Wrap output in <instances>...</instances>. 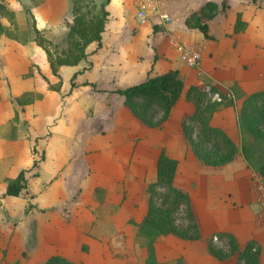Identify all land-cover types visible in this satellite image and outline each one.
Masks as SVG:
<instances>
[{
  "label": "rangeland",
  "instance_id": "rangeland-1",
  "mask_svg": "<svg viewBox=\"0 0 264 264\" xmlns=\"http://www.w3.org/2000/svg\"><path fill=\"white\" fill-rule=\"evenodd\" d=\"M41 1L8 0L17 14L12 21L1 19L7 31L0 35V264H13L15 261L32 264L53 254L80 264H147L142 249L145 239L138 230V223L147 208L146 186L155 179L152 154L143 140L146 125L141 122L136 125L135 144L127 157L123 156L124 149L113 155L111 161L114 164L110 162L113 172L106 170L108 153L102 154L105 163L101 167L91 163L95 158L92 151L90 156L82 154L88 153L84 149L104 147L114 142L112 138H105L109 126L100 111L102 106L94 104L98 115L80 117L82 108L76 104L81 105L80 100L68 99L71 105L65 109L63 97L67 94L59 92V89L62 85L64 91L83 86L82 82L95 74L101 79V86L110 88L113 84L102 80L99 72L102 65L96 62L92 71L84 73L91 68L88 59L82 63L81 71L74 72V77V73L70 74L74 66L64 67L61 77L52 74L49 56L34 41L33 9ZM102 1L83 0L81 12L88 18L93 17ZM193 5L194 2L192 6L188 5V9ZM226 9L218 12H226ZM61 14L59 18L63 17L59 21L62 22L56 25L49 23L47 33L41 32L52 39L48 46L52 60L63 55L70 45L67 29L63 28L66 20L71 19L70 7L67 13ZM247 14L251 15L249 8ZM53 15L56 21L57 14ZM179 15L180 18L189 17L191 25L207 22L213 31L219 27L215 21L217 18L221 23L224 21L221 14L215 15L216 19L215 16L205 18L200 8ZM131 21L124 24L122 42L115 50L113 66L123 67L125 63L132 62L128 56L134 51L133 43L129 42L134 35L130 34ZM178 21L181 23L180 19ZM191 25H186L184 20L182 29L190 33L199 31ZM181 34L187 36L183 32ZM137 38L136 44L142 49L146 46V38ZM95 51L91 49L90 54ZM71 82L76 85L71 87ZM207 84L205 82L204 86ZM56 85L60 87L58 90L50 88ZM19 98L29 102L22 104ZM83 103H87L86 99ZM61 106L64 109L62 114ZM159 119V114L154 115L155 122ZM132 128L131 124L127 127L129 130ZM158 146V141H154L152 147L156 151ZM255 150L257 162H263L264 143L255 144ZM34 160L37 165L31 167ZM21 168H30L26 172L27 187L16 197H1L7 179L14 177ZM189 219L184 206H179L172 214L173 225L178 232H187L191 223ZM192 232L188 230L189 234ZM221 242L226 243L225 240ZM218 246L223 252H228V245ZM163 264L176 263L169 261Z\"/></svg>",
  "mask_w": 264,
  "mask_h": 264
},
{
  "label": "crops",
  "instance_id": "crops-1",
  "mask_svg": "<svg viewBox=\"0 0 264 264\" xmlns=\"http://www.w3.org/2000/svg\"><path fill=\"white\" fill-rule=\"evenodd\" d=\"M163 1L165 9L172 18L171 22L163 25L151 20L145 25H139L134 20V7L129 0H110L106 6L109 15L101 34V47L90 54L96 44L93 42L87 46L88 55L85 59L91 61V68L83 72L92 71L95 68L94 62L101 64L100 77L113 85L110 88L101 86L99 83L101 79L96 74L86 81L95 87L80 85L64 91L62 85L59 92L67 94L63 97V106L66 109L71 105L68 99L80 100L81 105L76 104L82 108L79 115L83 118H91L99 114L98 110L94 109L95 103L102 106L100 111L109 126L105 138H112L114 142L104 147L92 146L94 149H84L89 154H82L90 156L92 151L91 155L95 158L91 159V163L101 167V164L105 163L102 154L108 153L106 170L113 172L110 165V162L114 164L111 161L113 155L124 149L123 156H128L135 144L136 125L140 123L124 105L123 97L113 91L139 83L148 76L161 74L169 69H178L184 83L183 93L160 127L146 126L143 140L152 154L154 177L155 161L160 148H163L169 157L177 160L174 184L189 194L200 237L183 239L173 234L159 236L154 243L156 261L158 264L169 261L176 264H237V253L219 259L208 251V239L219 232H229L240 246L248 240L255 241L260 246L259 264H264V232L258 223L259 206L251 182V174L255 170L241 155L220 166L201 164L187 147L181 129L183 119L195 110L194 104L188 101L184 94L190 85L203 87L205 82H208L223 92L228 91L231 85H236L244 95L264 89V0H256L255 3L251 0L250 4L244 0H227L226 12L216 14V16L221 14L224 21L221 23L215 16L217 26L219 25L218 30L213 31L212 26H209L212 39L204 38L199 31L191 33L184 31L182 28L186 17L180 18L179 14L201 9L200 6L207 1L220 5L221 0ZM66 2L65 0L41 1L33 9L36 28L46 34L49 23L56 25L62 22L59 19L63 16L59 18V14L66 9L61 14L64 15L70 7V0L67 5ZM193 2V7L188 9V5L192 6ZM247 8L251 11V15L247 14ZM236 12H241L242 19L247 22L246 29L240 33L232 31ZM55 13L58 18L56 21L53 15ZM127 20L133 21H131L130 34L134 35L129 42L133 43L134 51L128 54L132 62L125 63L123 67H116L112 65L116 61L115 50L122 42L124 24H127ZM175 25L177 27H174ZM63 26L66 29L65 25ZM181 32L187 36L183 37ZM139 36L146 38V46L141 47L142 49L136 44ZM176 38L187 40L186 42L202 43L205 46L204 58L198 69H189L182 63L173 47V40ZM85 59L74 66L71 75L82 70L81 65ZM64 67L73 66L61 67V76ZM139 78L143 79L137 81ZM81 88H84L83 92ZM84 99L87 103H83ZM242 100L243 98L236 100L234 106L218 109L210 119V124L221 128L236 146L241 145L237 113ZM63 106L60 114L64 112ZM129 124L133 126L130 130L127 129ZM156 140L159 143L157 151L156 146L152 147ZM97 157H101V160Z\"/></svg>",
  "mask_w": 264,
  "mask_h": 264
},
{
  "label": "trees",
  "instance_id": "trees-1",
  "mask_svg": "<svg viewBox=\"0 0 264 264\" xmlns=\"http://www.w3.org/2000/svg\"><path fill=\"white\" fill-rule=\"evenodd\" d=\"M82 1L71 0V19H67L64 23L70 45L63 55L56 56L54 60L50 58L48 50L51 40L46 38L34 25V41L45 51L47 57L49 56V66L55 76L61 77V67L75 66L85 59L88 55L86 48L90 43L95 42V50L101 47V34L109 15L106 6L110 0L100 2L98 11L91 18L81 12ZM227 6V0H222L220 5L207 1L201 7L200 12L205 18L212 19L218 11H224ZM15 14L17 11L10 7L8 0H0V35L6 34L7 31L1 19L4 17L12 21ZM185 24L191 25L189 17L185 18ZM191 26L197 27L204 38H213L209 34L207 22H197ZM246 26L247 22L242 19L241 12H236L233 33L243 32ZM82 84L95 87L88 82H82ZM75 85V82H71V87ZM183 86L184 83L178 69H169L161 74L148 76L139 83L117 88L113 92L123 97L124 105L139 122L148 127H154L167 118L171 108L183 93ZM50 88L58 90L60 87L56 85ZM214 93L218 94V100L212 99ZM185 98L194 104L195 110L183 119L181 129L187 147L191 149L201 164L220 166L230 162L237 155H241L252 169L264 175V161L257 162L255 150V144L264 143V89L244 95L236 85H231L226 92L212 84H207L206 87L190 85L185 92ZM241 98H243L242 104L237 113L241 145L236 146L221 128L210 124V119L215 111L222 107L234 106L235 101ZM19 101L22 104L29 102L20 98ZM157 114L160 115V119L155 122L154 115ZM177 163L175 158L169 157L164 149L160 148L155 161V179L146 186L147 208L138 223V230L141 237L145 239L142 249L145 251L147 264H157L154 243L159 236L175 234L183 239L200 237L189 194L174 184ZM36 165L37 161L34 160L31 167ZM28 169L30 168H21L14 177L7 179L1 197H16L27 187L26 172ZM179 206L185 207L190 218L191 223L186 229L187 232H178L173 225L172 214ZM188 230H193V232L189 234ZM214 236H217L218 242L213 241ZM222 240L226 243H222ZM207 242L209 253L219 259L237 253V264H259L260 246L253 240H248L240 246L231 233L219 232ZM218 245L223 247L228 245L226 246L229 247L228 252H223ZM13 264H19V262L15 261ZM32 264L80 263L62 255L53 254L43 261Z\"/></svg>",
  "mask_w": 264,
  "mask_h": 264
},
{
  "label": "built area",
  "instance_id": "built-area-1",
  "mask_svg": "<svg viewBox=\"0 0 264 264\" xmlns=\"http://www.w3.org/2000/svg\"><path fill=\"white\" fill-rule=\"evenodd\" d=\"M134 7V20L139 25H145L151 20L163 25L171 22V16L165 9L163 0H130ZM173 47L182 63L189 69H198L205 54L202 43L186 42L179 38L173 40ZM213 100H218L217 93L212 95ZM251 182L259 206L257 212L258 223L264 232V175L258 171L251 174ZM213 241L218 242L217 236Z\"/></svg>",
  "mask_w": 264,
  "mask_h": 264
}]
</instances>
